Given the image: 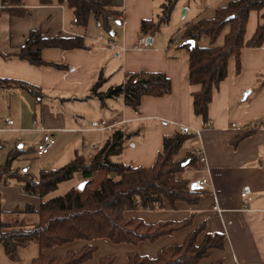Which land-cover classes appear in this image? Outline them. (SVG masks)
<instances>
[{
	"label": "crops",
	"instance_id": "crops-1",
	"mask_svg": "<svg viewBox=\"0 0 264 264\" xmlns=\"http://www.w3.org/2000/svg\"><path fill=\"white\" fill-rule=\"evenodd\" d=\"M165 1L112 0L111 9L117 11V17L109 20L110 30H105L93 15L86 25L76 24L73 9L67 2L59 0L46 3L19 0L23 15L0 11V78L25 82L42 92L41 97H36L23 88H0V165L5 163L12 149L23 151L12 162V168L29 172L31 169L34 175L41 169L58 168L77 154L89 160L93 151L102 146L115 128H119L126 138L121 155L115 160L147 168L153 165L161 151L163 137L177 132L178 126H184L191 137L179 150L187 147L179 158L191 150L195 151L199 158L187 166L199 165L202 174H196L198 170L193 169V172L188 170L185 176L186 166L176 176L190 183L202 179L207 181L196 188L201 192L198 203L189 205L177 201L171 206L165 201L164 208L127 211L125 216L154 223L179 221L192 215L191 224L154 242L129 244L127 250H122L119 264H127L129 252L155 257L162 248L182 243L200 225L205 229L199 234L198 242L205 233L225 235L224 248L211 249L201 264L216 261L223 264H264V86L259 88L264 79V44L257 48H242L239 74L234 72V59H229L227 76L213 87L205 122L193 112V92L200 86L189 83L188 53L176 38L171 37L180 25L176 21H179L181 8L183 27L187 19L192 22L211 17L213 13L210 16L207 13L212 10V5L222 3L220 5L223 6L229 0H206L205 3L212 5L204 7L177 0L171 12L175 18L172 26L169 22L162 25L152 37L142 34L141 21L155 19ZM251 14L253 11L249 13L248 21ZM259 21V13L256 12L255 26L246 38L252 35ZM33 30L46 38L79 37L86 47H45L41 50L42 60L64 67L37 66L17 56ZM140 37L151 38V42L139 45ZM108 39L112 40V45L105 43ZM175 39L169 46V41ZM206 45H209L208 39L203 44ZM141 70L165 74L171 84L170 92L160 97L143 95L137 110L125 104L121 95L103 99L89 96L91 86L99 77L102 80L99 90L106 91L112 86L122 85L126 73ZM7 119L12 123L8 125ZM160 119L167 120L169 125H162ZM102 120L116 123L115 128L100 129ZM252 127H256L253 134L237 145L232 144L236 133ZM46 129L55 138V143L47 153L37 155L36 145ZM29 161L36 164H29ZM75 176L69 181L72 182L70 187L82 179L80 173ZM241 192L250 196L247 209L242 208ZM53 193L49 196H54ZM0 196L2 209L7 212L22 211L27 204L37 209L40 201L38 197L23 194L13 179L0 182ZM99 240H79L82 242L75 244L73 241L71 245L68 243L50 249H40L32 243L18 249L17 261L7 258L0 245V264H29L40 254L64 255L69 250H79L85 244L96 246V251L83 264H97L100 258L111 255L97 254L98 242L110 245L104 239ZM75 245L77 247L73 248ZM116 261L115 255L113 264Z\"/></svg>",
	"mask_w": 264,
	"mask_h": 264
},
{
	"label": "trees",
	"instance_id": "trees-1",
	"mask_svg": "<svg viewBox=\"0 0 264 264\" xmlns=\"http://www.w3.org/2000/svg\"><path fill=\"white\" fill-rule=\"evenodd\" d=\"M7 10L12 15H23L19 0H5ZM43 3L49 0H40ZM67 2L74 12V22L86 25L90 15L98 20L105 30L111 17L116 18L117 11L111 9L112 0H59ZM177 0H166L155 19L142 20L140 31L152 37L160 27L169 22L171 12ZM259 13L260 21L252 35L245 37L249 13ZM119 13V12H118ZM227 27L221 45L216 40ZM182 43L188 53V80L199 85L193 92V112L207 121V108L212 97L213 87L223 80L228 73L230 58L235 61V74L241 72L240 54L242 48H257L264 44V0H229L217 7L211 17L198 18L187 22L180 28ZM207 37L209 45L202 46L199 41ZM45 47L61 49L85 48L79 37L46 38L37 30L30 32L17 56L31 64L52 65L63 68L61 64L42 60L41 50ZM102 80L91 86L89 96L99 99L121 95L125 104L137 110L143 95L163 96L171 90V84L161 72L144 70L125 74L124 83L100 91ZM264 86V79L259 88ZM23 88L41 97L42 92L28 83L0 78V88ZM256 127L242 130L231 141L237 145L241 140L254 133ZM126 135L115 128L101 147L95 149L88 160L83 155H75L58 168L41 169L37 175L12 168V162L23 151L10 150L7 160L0 165V182L15 180L23 194L39 198L37 209L27 204L22 211L7 212L2 209L0 196V245L5 255L17 261L19 248L35 243L40 249L63 246L75 240L91 241L106 238L114 244H136L140 241L154 242L163 235L171 234L191 224L192 215L187 219L173 221L160 220L148 223L140 218L127 217L125 212L132 210H156L165 207V201L171 206L177 201L189 205L197 204L201 192L191 189L187 179L176 175L184 171L185 163L175 156L184 142L191 137L187 132L177 131L165 135L162 149L156 155L150 167L131 166L115 160L121 155ZM187 160L192 163L199 158L195 151L187 153ZM81 174V181L65 192L49 196L60 184L75 179ZM84 182L80 189L78 185ZM205 229L198 226L189 233L180 244L162 248L155 257L136 252L127 253V264H201L209 256L211 249H223L225 235L205 233L198 242V236ZM96 246L83 245L79 250H69L64 255H44L33 258L29 264H83L92 258ZM115 255H106L97 264H113ZM210 264H223L216 261Z\"/></svg>",
	"mask_w": 264,
	"mask_h": 264
},
{
	"label": "rangeland",
	"instance_id": "rangeland-1",
	"mask_svg": "<svg viewBox=\"0 0 264 264\" xmlns=\"http://www.w3.org/2000/svg\"><path fill=\"white\" fill-rule=\"evenodd\" d=\"M185 2H187L188 4L189 3H191V4H193V6H195V7H204L206 4H209V5H212V3L210 4V2L209 3H205L206 2V0H185ZM228 2V1H227ZM226 2V3H227ZM220 4H222V3H215L214 5H212L213 6V8H212V10H210V12H208L207 13V15L208 16H210L212 13H213V10H215L217 7L216 6H218V5H220ZM221 6V5H220ZM216 7V8H215ZM255 13H256V11H253V14H251V19H249V21H248V26H247V29H246V36L245 37H248L250 34H251V32H252V30H253V28H254V26H253V22H254V15H255ZM182 14H183V8H181V10H180V12H179V14H178V19H179V21H176V22H178L180 25L178 26V27H176L175 29H174V31L173 32H175V33H173L172 35H174V36H172L171 38H176L177 39V41L180 43V45H181V43L183 42L182 41V38H181V32H182V30H180V28L182 27V23H183V20L184 19H182ZM187 18V17H186ZM170 21H169V23L168 24H172L173 23V21H175V18H174V14H172L171 16H170V19H169ZM189 21V19H187L186 21H185V23L186 22H188ZM167 24V25H168ZM175 24V23H174ZM172 26V25H171ZM227 27L221 32V34L219 35V37L217 38V40H216V45H219V44H222V39H223V36H224V34L227 32ZM207 37H203L200 41H199V43H200V45H202L203 46V44H206L207 43ZM187 149V147H184L180 152H179V154L178 155H176V158H179V156H180V154L182 153V152H184L185 150ZM188 153V152H187ZM187 153L185 154V155H182L181 156V158H179V159H176V160H181V161H183L186 165H185V167L187 166V164H189V160H187ZM29 164H36V163H34L33 161H29ZM26 167V166H25ZM28 167V166H27ZM188 167V166H187ZM186 167V168H187ZM199 165H197L196 167H192V166H190V167H188L186 170H185V176H187V173H188V170H191L192 172L194 171V170H198V172L196 173V174H202V171H199ZM185 169V168H184ZM194 169V170H193ZM30 172H32L31 171V169H30ZM182 173V172H181ZM179 175V174H178ZM180 178V177H179ZM181 179V178H180ZM72 182H64V183H62V184H60L59 185V187H58V189L56 190V191H54V193L52 194V195H58V194H61V193H63V192H65L66 190H67V188H70V184H71ZM102 239H104L105 241H107L108 243H110V245H106V244H101L100 242H98V248H97V250H98V252H97V254L98 255H101V254H115L116 256H117V261H116V264H119L120 263V261H121V257H123L122 255H123V251L122 250H127V247H130V245L129 244H114V243H111L109 240H107V239H105V238H102ZM102 239H100L99 241H101ZM82 241H79V240H77V242H73L74 244L75 243H81ZM73 243H70V245L71 244H73ZM61 247V246H60ZM66 247V246H65ZM77 247V245H75L73 248H76ZM64 250H65V248H64ZM92 261H93V259H92ZM91 262H87L86 264H90Z\"/></svg>",
	"mask_w": 264,
	"mask_h": 264
},
{
	"label": "built area",
	"instance_id": "built-area-1",
	"mask_svg": "<svg viewBox=\"0 0 264 264\" xmlns=\"http://www.w3.org/2000/svg\"><path fill=\"white\" fill-rule=\"evenodd\" d=\"M7 6H8V4H7V2L5 0H0V10L5 9ZM175 41H176V39L175 40H170L168 45L169 46L172 45ZM105 43L107 45H112L113 44L112 40H110V39L106 40ZM137 43L139 45L146 44L145 37H140L138 39ZM6 123L9 125V124L12 123V120L7 119ZM160 123L162 125H169V122L167 120H165V119H160ZM115 126H116V123L109 124V123H107L104 120L100 121V129H102V130H112V129L115 128ZM177 130L181 131V132H187V128L184 127V126H178ZM54 143H55V138L52 136V134L49 132V130L46 129V131L43 132V135H42L40 141L36 145V154L37 155H42V154L47 153L48 150H49V147L51 145H53ZM201 160L204 161L203 155H201ZM198 183H199V185H205L207 183V181L205 179H202V180L198 181ZM240 196H241V200H242V208L243 209H247L248 208V203H249V200H250V196L246 192H241Z\"/></svg>",
	"mask_w": 264,
	"mask_h": 264
},
{
	"label": "water",
	"instance_id": "water-1",
	"mask_svg": "<svg viewBox=\"0 0 264 264\" xmlns=\"http://www.w3.org/2000/svg\"><path fill=\"white\" fill-rule=\"evenodd\" d=\"M149 42H151V38H147V39H146V43H149ZM83 186H84V182H81V183L78 185V188L81 189ZM198 187H200L198 181H195V182L191 183V189H196V188H198Z\"/></svg>",
	"mask_w": 264,
	"mask_h": 264
}]
</instances>
